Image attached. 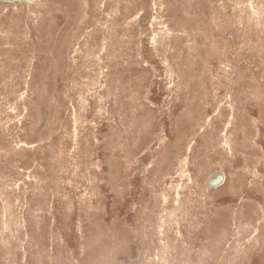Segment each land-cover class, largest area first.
Masks as SVG:
<instances>
[{
  "label": "rangeland",
  "instance_id": "1",
  "mask_svg": "<svg viewBox=\"0 0 264 264\" xmlns=\"http://www.w3.org/2000/svg\"><path fill=\"white\" fill-rule=\"evenodd\" d=\"M117 245L264 264V0H0V264Z\"/></svg>",
  "mask_w": 264,
  "mask_h": 264
},
{
  "label": "water",
  "instance_id": "2",
  "mask_svg": "<svg viewBox=\"0 0 264 264\" xmlns=\"http://www.w3.org/2000/svg\"><path fill=\"white\" fill-rule=\"evenodd\" d=\"M2 2L14 3L19 2L28 4V0H1ZM226 180V173L222 170L216 171L206 180V185L210 188H216L221 186Z\"/></svg>",
  "mask_w": 264,
  "mask_h": 264
},
{
  "label": "clouds",
  "instance_id": "3",
  "mask_svg": "<svg viewBox=\"0 0 264 264\" xmlns=\"http://www.w3.org/2000/svg\"><path fill=\"white\" fill-rule=\"evenodd\" d=\"M121 255V249L117 246H111L104 250L101 259L97 264H120L118 257Z\"/></svg>",
  "mask_w": 264,
  "mask_h": 264
}]
</instances>
